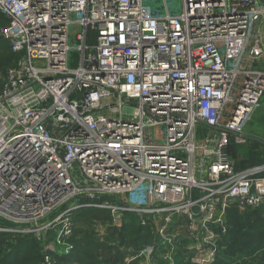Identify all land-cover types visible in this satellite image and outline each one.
Returning a JSON list of instances; mask_svg holds the SVG:
<instances>
[{
    "label": "built area",
    "instance_id": "1",
    "mask_svg": "<svg viewBox=\"0 0 264 264\" xmlns=\"http://www.w3.org/2000/svg\"><path fill=\"white\" fill-rule=\"evenodd\" d=\"M167 1L178 11L0 0L18 26L1 36L19 55L0 91V216L20 225L59 211L70 234L76 209L108 210L114 224L135 216L163 237L182 218L206 248L195 263L231 262L211 230L218 211L264 208V165L238 170L230 154L264 93L251 67L264 4Z\"/></svg>",
    "mask_w": 264,
    "mask_h": 264
},
{
    "label": "rangeland",
    "instance_id": "2",
    "mask_svg": "<svg viewBox=\"0 0 264 264\" xmlns=\"http://www.w3.org/2000/svg\"><path fill=\"white\" fill-rule=\"evenodd\" d=\"M145 4L153 13L174 14L178 11L177 1L164 4L162 0H145ZM262 21L264 18L259 22ZM2 29L10 35L18 30V26L0 14V91L7 69L19 58V55L12 53L9 40L1 36ZM251 67L264 72V53L251 63ZM245 129L264 141V93L260 108ZM206 133L209 132L205 131L203 137ZM233 154L236 156L232 157L235 163L237 160L240 165L250 166L264 158V149L257 143L240 144L233 147ZM238 213L245 230L262 227L260 222L264 219V208L239 207ZM219 214L220 211L216 215L219 222L212 225L211 230L215 235L220 234L219 244L226 245L230 227L226 211L224 217H219ZM61 215L57 211L43 220L20 225L11 223L10 220H15L13 218L0 216V264H197L198 256L206 250L201 243L192 239L186 226H179L180 221H184L182 218L174 219L163 237L152 224L141 226V221L135 216L126 215L120 224H114L108 210L82 208L71 214V225H68L71 230L70 234H66L67 218ZM153 220L158 221V217L155 216ZM222 229L226 230L225 234H222ZM176 233L177 236L173 238ZM163 239H166L164 243ZM195 243L198 248H194ZM204 259L210 260L209 255ZM223 260L217 258L214 261L227 264V259ZM234 261L235 257L232 264Z\"/></svg>",
    "mask_w": 264,
    "mask_h": 264
},
{
    "label": "crops",
    "instance_id": "3",
    "mask_svg": "<svg viewBox=\"0 0 264 264\" xmlns=\"http://www.w3.org/2000/svg\"><path fill=\"white\" fill-rule=\"evenodd\" d=\"M259 32V37L262 47H263V53H264V22H258L256 25V32ZM263 37V38H262ZM263 55V54H262ZM256 140H260L262 142H264L263 140H261L260 138H258V136H255L253 134H249L248 131H244V141L242 143H240L241 145L244 144H253V143H257L259 145H261L264 149V145L260 144L258 141ZM240 144H232L230 146V154L232 155V157L236 158V156H234L233 154V147L234 146H238ZM264 165V158L261 159V161L256 162L250 166H243L239 164V161L237 163H235V167L238 170H245V169H249L252 167H257V166H261ZM260 224L262 226H264V219H261ZM247 235H248V243L247 244V249L244 251V253H238L235 256V261L233 264H264V239H260L259 234L264 232V228L263 227H258L255 228L254 230H250L247 231ZM250 232V233H249ZM233 259H231V262L229 264H232Z\"/></svg>",
    "mask_w": 264,
    "mask_h": 264
},
{
    "label": "trees",
    "instance_id": "4",
    "mask_svg": "<svg viewBox=\"0 0 264 264\" xmlns=\"http://www.w3.org/2000/svg\"><path fill=\"white\" fill-rule=\"evenodd\" d=\"M227 222L230 227L227 233L225 255L229 258H234L238 253H244L247 249L248 235L242 223L241 216L238 213V206L236 204L230 205L226 209ZM264 228V226H262ZM260 239H264V232L259 234ZM216 264H225L222 261Z\"/></svg>",
    "mask_w": 264,
    "mask_h": 264
},
{
    "label": "water",
    "instance_id": "5",
    "mask_svg": "<svg viewBox=\"0 0 264 264\" xmlns=\"http://www.w3.org/2000/svg\"><path fill=\"white\" fill-rule=\"evenodd\" d=\"M260 2H261L262 4H264V0H260ZM256 141H258L260 144L264 145V142H262V141H260V140H256Z\"/></svg>",
    "mask_w": 264,
    "mask_h": 264
}]
</instances>
